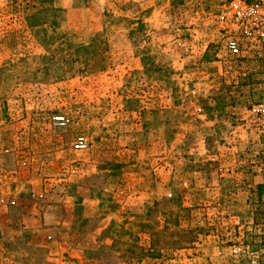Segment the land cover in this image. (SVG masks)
Instances as JSON below:
<instances>
[{
	"label": "rangeland",
	"instance_id": "obj_1",
	"mask_svg": "<svg viewBox=\"0 0 264 264\" xmlns=\"http://www.w3.org/2000/svg\"><path fill=\"white\" fill-rule=\"evenodd\" d=\"M55 6L62 20L35 37L10 0H0V181L13 177L6 187L16 186L1 201L8 252L0 261L44 264L54 241L78 247L80 258H70L78 264H171L175 252L203 247L202 264H233L243 255L233 258L234 245L264 259V221L255 223L249 203L264 182V46L227 53L221 0ZM92 39L108 58L105 72L85 75L76 64L64 70L71 78L54 82L55 70L45 68L52 62L38 59L50 56L38 40L54 41L59 60ZM57 116L71 124L55 127ZM15 134L30 141L20 154ZM80 135L90 140L87 152L73 150ZM49 207H62L66 221L45 224ZM27 215L39 218L44 237L26 233ZM68 217H80L77 228ZM227 217L240 219L236 233ZM217 243L226 262L212 261Z\"/></svg>",
	"mask_w": 264,
	"mask_h": 264
},
{
	"label": "built area",
	"instance_id": "obj_2",
	"mask_svg": "<svg viewBox=\"0 0 264 264\" xmlns=\"http://www.w3.org/2000/svg\"><path fill=\"white\" fill-rule=\"evenodd\" d=\"M220 10V23L226 32L225 50L231 57L239 58L248 50L264 46V0H221ZM70 124L66 116L53 118L57 128H67ZM89 147L90 140L85 135L78 136L73 144L77 153L87 152ZM33 199L44 200V195H34ZM231 251L233 258L243 254L233 264H264V259L248 247L238 246ZM173 256L171 264H202L196 248L179 250Z\"/></svg>",
	"mask_w": 264,
	"mask_h": 264
},
{
	"label": "trees",
	"instance_id": "obj_3",
	"mask_svg": "<svg viewBox=\"0 0 264 264\" xmlns=\"http://www.w3.org/2000/svg\"><path fill=\"white\" fill-rule=\"evenodd\" d=\"M10 10L15 16L20 17L25 21L26 27L29 28V31H31L35 37L39 34V28H43L46 25H58L59 21L62 20L60 18L62 12L60 9L56 8L55 0H10ZM97 42H100L99 39H92L89 45H77L74 47L75 51L73 56H64L57 60L54 53L56 51L64 52L65 43L63 44L62 39L61 50H56L55 52H52V54L51 51L55 45L54 41L48 42L47 40L45 42L38 40L37 44L50 55L38 59H42L43 63L52 62L51 65H46L45 68L47 70H50L51 68L55 70L52 75L54 82H60L61 80L71 78L72 75H68L69 73H65L64 70L66 68L72 69L76 64L84 65L83 72L85 75H94L100 72H105L108 70L110 64H108V58L104 57L102 51L93 49V45ZM42 70L45 69L43 68ZM249 203L255 223L258 224L259 221H264V182L256 187L254 197L250 199ZM151 249L155 252H159L158 248H156L153 243ZM161 249L162 248H160V250Z\"/></svg>",
	"mask_w": 264,
	"mask_h": 264
},
{
	"label": "crops",
	"instance_id": "obj_4",
	"mask_svg": "<svg viewBox=\"0 0 264 264\" xmlns=\"http://www.w3.org/2000/svg\"><path fill=\"white\" fill-rule=\"evenodd\" d=\"M7 140H9V139H7V136H6L2 140V143L3 144L7 143ZM25 140H27V144L30 142L28 139H26V137L23 136V134H15V135H13L12 142H14L15 148H18V149H15V150H17V151L21 150L20 148H22L23 146H26V145H23ZM19 145L21 147H19ZM18 154H20L19 151H18ZM4 179H7V177H4ZM12 180H13V177H10L9 178V182H11ZM9 182H4L2 184V181H0V183L3 185V187L0 186V207L2 209H4L5 206H1L2 205L1 201H7L8 200V198H6V197L10 196V193L12 192L10 188H13L15 186V185H12L10 188L6 187L9 184ZM13 182H16V181H13ZM34 182L37 183V181L32 179V180H29L28 183H34ZM15 190H16V192H18V187ZM80 192H82V191H80ZM85 192H88V193H86V194L83 193L81 196H83L85 198V202H87L89 200V196H88L89 191L85 190ZM14 195H15V193H14ZM57 198H58V200H60V197H57ZM76 201H77L76 198H72L71 197L69 199V203L72 204V207L76 206ZM64 208H66V207H64ZM1 212H2V210H0V213ZM45 216H46V217H44V221L46 222L45 224L59 225L60 223L63 222V220H65V218L62 217L63 216V208L62 207H49L48 210L45 213ZM82 218H84V220H86V221H89V220H94L96 217H82ZM227 218H228L227 225L230 226V227H228V228H230V233L231 234L236 233V229H234V226L239 224L238 222H239L240 219H238V218L236 219L235 217H227ZM24 219H25L27 227L30 228L28 231H26L27 234H30V235H32L33 237H36V238L44 237V235H43L44 233L37 229L41 225V221L39 220V218L30 217L29 215H27V216H24ZM79 219H80V217H68L69 225L70 226H74V227L77 228V223H78ZM248 221H249L248 224H252L253 223V218L252 217H248ZM76 228H74V230H71V231L74 232V234L77 233ZM237 230L240 231V228L237 229ZM71 231H70V233H71ZM217 232L218 233H216V235L220 233L219 230ZM98 234H99L98 232H94V233L88 234V236H86V238L88 240H90L91 243H93L94 239H95V235H98ZM7 236H10V237L14 238V237L18 236V233H15V232L12 231L11 234L7 235ZM217 238L221 239L220 238V234H219V236L217 235ZM218 243L216 244V248L213 250L215 252L214 255L216 256V257L214 256V259H212V261H214V262L215 261L217 262V261H223L224 260V258H221L220 255L225 254V252H224L225 248L221 247V245L218 244ZM196 246L200 248V247H203L204 245H198L197 244ZM238 246H240V245H234V246H232L230 248V250L232 248L234 249L235 247H238ZM39 247H41V246L36 245V249L39 248ZM42 247H43V245H42ZM49 250H50V252H49L50 253V257L48 258L47 262L44 263V264H78L76 261H73V260L71 261L70 260V258H72V259H79L80 258L79 256H80L81 251H80V249L78 247L72 246L70 244L68 246L61 245L57 241H54L53 245H51ZM198 251H199V256L201 257L200 260L203 261L204 260L203 256H207L205 254H206V251H208V250H206V249L204 250V247H203L202 250L200 248V249H198ZM7 252H8V250L4 249V246L3 247L0 246V255L2 253H7ZM66 255L69 256L68 259H65ZM224 261L226 262V260H224ZM0 264H23V262H20V260L17 261V259L15 260V258L13 256L12 257L8 256V257H6L4 262L0 261Z\"/></svg>",
	"mask_w": 264,
	"mask_h": 264
}]
</instances>
